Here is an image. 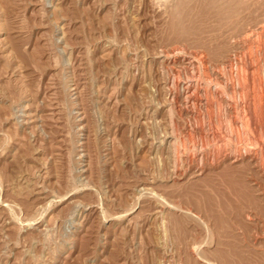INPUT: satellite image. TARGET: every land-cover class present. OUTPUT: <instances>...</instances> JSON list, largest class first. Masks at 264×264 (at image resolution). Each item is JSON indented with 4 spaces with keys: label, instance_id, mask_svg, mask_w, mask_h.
<instances>
[{
    "label": "rangeland",
    "instance_id": "obj_1",
    "mask_svg": "<svg viewBox=\"0 0 264 264\" xmlns=\"http://www.w3.org/2000/svg\"><path fill=\"white\" fill-rule=\"evenodd\" d=\"M262 26L264 0H0V264H264Z\"/></svg>",
    "mask_w": 264,
    "mask_h": 264
},
{
    "label": "bare ground",
    "instance_id": "obj_2",
    "mask_svg": "<svg viewBox=\"0 0 264 264\" xmlns=\"http://www.w3.org/2000/svg\"><path fill=\"white\" fill-rule=\"evenodd\" d=\"M251 12V11H250ZM256 17V16H255ZM262 29H264V26H262ZM262 31H264V30H262ZM262 33V32H261ZM262 34H264V33H262ZM208 48V47H207ZM246 77V76H245ZM247 78V77H246ZM238 80H239V78H238ZM245 81V83L247 84V79L246 80H244ZM244 81L243 80H241L240 81V83L241 84H243L244 83ZM243 86V88L242 89H244L243 91H244V95L246 96V94L248 93V91L247 90H245V86L244 85H242ZM262 87H264V84H262ZM191 91V90H190ZM247 91V92H246ZM246 92V93H245ZM191 93H193V92H191ZM196 95V94H195ZM250 95V94H249ZM244 96V97H245ZM253 97H254V100H253V102H251L250 103V101L249 102H247L246 103V105H245V107H246V109H248V115H247V117H246V119H245V128L247 129V131H248V133L249 134H251V136H254L255 135V133H256V131H257V127H258V121L256 120V117H255V115L251 112V110H250V108L252 107V105L251 104H253V107L254 106H256V105H259V107L261 108V107H264V89H262V91L258 94V95H256V94H254L253 95ZM252 97V98H253ZM246 98H247V96H246ZM195 99V98H194ZM255 108V107H254ZM257 108V107H256ZM244 121V120H243ZM262 121H264V120H262ZM262 124H264V123H260V125H262ZM262 127V126H261ZM260 147V146H259ZM251 151H252V156H251V158H253V156L256 154V152L253 150V149H251ZM248 152V151H247ZM260 154H261V156H260V158H259V162L261 163V165H264V149H262V150H260ZM249 154V153H248ZM258 156V155H257ZM258 201V200H257ZM256 201V202H257ZM252 202V201H251ZM251 206V205H250Z\"/></svg>",
    "mask_w": 264,
    "mask_h": 264
}]
</instances>
